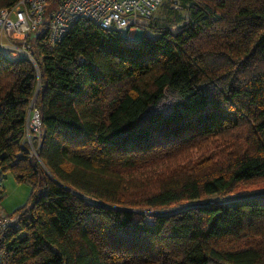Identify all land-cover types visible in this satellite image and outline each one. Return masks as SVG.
Masks as SVG:
<instances>
[{
  "label": "trees",
  "instance_id": "trees-1",
  "mask_svg": "<svg viewBox=\"0 0 264 264\" xmlns=\"http://www.w3.org/2000/svg\"><path fill=\"white\" fill-rule=\"evenodd\" d=\"M178 1L153 36L79 19L51 44L45 21L36 64L0 52V171L31 186L0 264H264V193L143 212L264 179V0ZM216 139L221 164L194 160Z\"/></svg>",
  "mask_w": 264,
  "mask_h": 264
},
{
  "label": "built area",
  "instance_id": "built-area-1",
  "mask_svg": "<svg viewBox=\"0 0 264 264\" xmlns=\"http://www.w3.org/2000/svg\"><path fill=\"white\" fill-rule=\"evenodd\" d=\"M165 0H59L49 15L46 9L50 0H17L8 7H0V52L10 58H28L34 64L30 52V38L46 21V39L58 42L79 19H87L102 28L114 30L125 38L134 39L138 26L146 25L147 19ZM178 6V0H172ZM32 114L34 130L39 137L37 110ZM25 135H29L26 126ZM29 138V137H28ZM30 141V138H29ZM32 148V147H31ZM30 153L36 154L35 149ZM3 175L0 171V194ZM145 213V212H144ZM147 214V213H146ZM23 211L8 213L0 204V232L11 224L18 225ZM146 219H149L146 216Z\"/></svg>",
  "mask_w": 264,
  "mask_h": 264
},
{
  "label": "rangeland",
  "instance_id": "rangeland-1",
  "mask_svg": "<svg viewBox=\"0 0 264 264\" xmlns=\"http://www.w3.org/2000/svg\"><path fill=\"white\" fill-rule=\"evenodd\" d=\"M170 7V6H169ZM166 8V6L162 5L159 6L153 13L151 17H159V16H166L167 14H173V11H170V8ZM173 10V9H172ZM176 12H178L180 15H184L186 13L185 8L182 7L180 9H175ZM147 24V23H146ZM179 28V25H173L172 30H177ZM143 34L153 36V33L149 30V28L144 25V26H138L135 33H134V38L139 39ZM34 107L30 109V112L33 113ZM27 128L29 129V135L24 137L25 145L29 148L35 149V141L38 139L36 137L37 131L34 130V123L32 122V114L30 115L29 119L27 120L26 124ZM39 131V130H38ZM30 141H29V138ZM229 142H221L218 139H216L213 143H210L207 145L208 149H199V150H193V156L194 160L200 158L201 156L203 157V160L209 159V163L213 164H221V156L217 154V151L221 148L227 147V152L232 151V147L229 146ZM241 143H242V138H241ZM218 145L219 149L216 147ZM229 146V147H228ZM32 147V148H31ZM215 150V151H214ZM219 166V165H217ZM31 192V186L28 182H18L15 180L13 175L10 172L4 173L3 180H2V190L0 194V204L3 207V209L11 213L18 209V207L22 206L24 203L27 202V199L30 195ZM264 193V179H255L251 180L249 182H241L237 184L231 193L228 194H213L210 196H205L201 200L197 201H192V202H185L180 205H172L168 206L164 209H145L143 212L147 214H156V213H169L173 212L176 210H180L183 207H186L188 205H195L196 203H204V204H214V203H223L228 199L234 198V197H240V196H247V195H253V194H260ZM90 200H94L92 198H88ZM249 234V233H248ZM246 235L244 237H240L238 239V242L240 244H254L257 242L256 237H251V235ZM227 243V242H224Z\"/></svg>",
  "mask_w": 264,
  "mask_h": 264
}]
</instances>
